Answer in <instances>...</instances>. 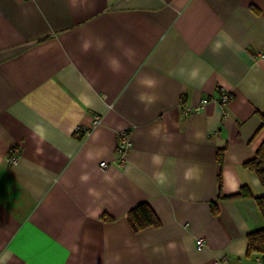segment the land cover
I'll return each instance as SVG.
<instances>
[{
	"label": "crops",
	"instance_id": "1",
	"mask_svg": "<svg viewBox=\"0 0 264 264\" xmlns=\"http://www.w3.org/2000/svg\"><path fill=\"white\" fill-rule=\"evenodd\" d=\"M262 53L264 0H0V264H262L255 199L217 198L219 174L223 195H264L245 166L264 141ZM139 203L159 227L133 231Z\"/></svg>",
	"mask_w": 264,
	"mask_h": 264
},
{
	"label": "trees",
	"instance_id": "2",
	"mask_svg": "<svg viewBox=\"0 0 264 264\" xmlns=\"http://www.w3.org/2000/svg\"><path fill=\"white\" fill-rule=\"evenodd\" d=\"M262 120L261 128H264V113L260 114ZM218 161H222V149L218 151ZM245 166L255 172L262 184H264V141L256 150L254 158L247 161ZM253 197L258 205L262 215H264V195L253 196L249 186L243 185L239 190L230 195H223L221 193V176L218 175V199H242ZM127 218L133 229L138 232L147 227H159L160 220L152 208L147 203H139L132 207L127 212ZM247 254H259L261 256L262 264H264V228L255 230L247 235Z\"/></svg>",
	"mask_w": 264,
	"mask_h": 264
},
{
	"label": "built area",
	"instance_id": "3",
	"mask_svg": "<svg viewBox=\"0 0 264 264\" xmlns=\"http://www.w3.org/2000/svg\"><path fill=\"white\" fill-rule=\"evenodd\" d=\"M262 57H264V53H262ZM230 96L227 92H221L218 96V101L222 106H226L229 102ZM207 100H203L201 104L197 105L195 108L191 106H183V112L185 114L190 113L193 109H199L200 107L205 104ZM223 113L226 114V111L223 110ZM100 122V116L99 115H94L93 120H92V127H95L98 123ZM77 132H82V133H89L90 128H85V127H77L75 129ZM132 147V142L130 139V135L128 130H121L117 133V147H116V153H117V163L120 166L125 165L126 160H127V154L129 150ZM19 160V153L16 148H11L8 161L10 164H16ZM101 167H105L106 163L101 162L100 163ZM196 245L197 248H202L204 245L203 239L202 238H197L196 239Z\"/></svg>",
	"mask_w": 264,
	"mask_h": 264
},
{
	"label": "clouds",
	"instance_id": "4",
	"mask_svg": "<svg viewBox=\"0 0 264 264\" xmlns=\"http://www.w3.org/2000/svg\"><path fill=\"white\" fill-rule=\"evenodd\" d=\"M91 48V43L89 41H85L83 44H82V51L83 52H88ZM222 48V44L220 42H215L213 44V47H212V51L213 53H216V52H219L220 49ZM109 66L115 71L117 70V68L119 67V64H118V61L116 59H112L110 62H109ZM184 69L181 68L179 70L180 74L183 75L184 74ZM200 75V70L198 68H194L191 70V72L188 74V78L189 80L191 81H195L197 80V78L199 77ZM203 81L201 80V83ZM139 85L142 87V88H145V89H155L157 86H158V82L155 78L153 77H145V78H142L139 82ZM136 99L139 103L141 104H144L145 105V108L147 110V107L154 104L156 102V100L158 99V97L156 96V94L154 92H150V91H145V92H141L139 93L137 96H136ZM155 134V133H153ZM154 161L156 163H159L160 162V157L159 156H156L153 158ZM156 180L158 183H164L165 181V176L163 173H157L156 174ZM191 173H188L186 175V179H191ZM84 179H86V177H84Z\"/></svg>",
	"mask_w": 264,
	"mask_h": 264
}]
</instances>
